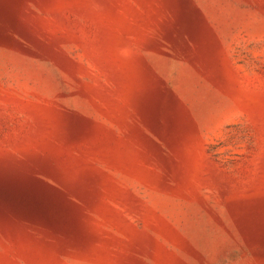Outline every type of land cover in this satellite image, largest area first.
<instances>
[{"label": "rangeland", "instance_id": "obj_1", "mask_svg": "<svg viewBox=\"0 0 264 264\" xmlns=\"http://www.w3.org/2000/svg\"><path fill=\"white\" fill-rule=\"evenodd\" d=\"M0 264H264V0H0Z\"/></svg>", "mask_w": 264, "mask_h": 264}]
</instances>
